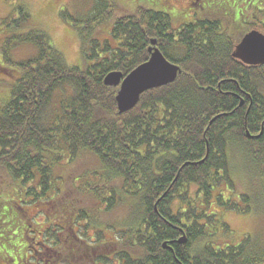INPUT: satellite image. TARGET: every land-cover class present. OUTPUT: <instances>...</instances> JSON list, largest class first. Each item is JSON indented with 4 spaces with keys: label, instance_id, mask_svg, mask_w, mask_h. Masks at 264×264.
<instances>
[{
    "label": "trees",
    "instance_id": "obj_1",
    "mask_svg": "<svg viewBox=\"0 0 264 264\" xmlns=\"http://www.w3.org/2000/svg\"><path fill=\"white\" fill-rule=\"evenodd\" d=\"M114 8L113 0H98L79 28L82 67L69 66L43 30L4 38L2 62L13 82L0 101V184L7 180L18 199L0 191V264H263L264 248L258 251L251 238L223 243L230 229L218 211L244 213L263 196L234 192L231 173L240 162L264 187V63H237L231 50L243 35L233 36L237 29L260 24L264 32V18L248 11L173 28L160 9L138 8L114 20L112 43H100L94 23L110 19ZM27 18L19 9L8 26L19 29ZM151 39L181 73L119 113L118 88L103 78L111 71L125 76L146 61ZM24 42L37 54L12 61L7 52ZM66 88L71 94L44 117L54 93ZM82 153L97 158L98 168L93 180L80 176L81 197L70 192L64 199L70 220L60 213L62 223L32 228L62 193L61 162ZM90 198L91 207L82 202ZM116 208L124 218L102 225L100 213ZM79 223L83 235L90 227L94 236L85 235L79 248L65 246L62 238L71 242ZM105 230L114 231V240Z\"/></svg>",
    "mask_w": 264,
    "mask_h": 264
},
{
    "label": "rangeland",
    "instance_id": "obj_2",
    "mask_svg": "<svg viewBox=\"0 0 264 264\" xmlns=\"http://www.w3.org/2000/svg\"><path fill=\"white\" fill-rule=\"evenodd\" d=\"M98 0H0V51L4 49V38L10 37L13 35L25 34L32 29L43 30L48 36L51 43L55 48L64 56L67 64L69 66L82 67L84 65V58L82 57L80 50V37L78 34L79 28L83 30L85 27L84 21L89 19L92 11H95V6ZM115 8L110 19H103L98 24L94 23L95 31L92 34L94 39H97L100 43L106 40L112 39L110 36L112 24L114 20L118 17L124 15H130L134 13L138 8L145 9H163L162 0H113ZM185 0H180L174 2V7H179L184 3ZM238 1V4H241L240 9H244V15H247L248 11H252L253 15H259L264 18V0H235ZM19 9H23L28 18L23 22L19 29L12 28L8 26V22L11 19L16 18L19 15ZM230 11V10H229ZM170 13V11H168ZM171 14V13H170ZM230 13H228V18ZM172 18V14H171ZM224 18V17H223ZM172 27L178 24V22L185 20L186 18H179V16L172 18ZM227 18L225 17V20ZM258 24V23H257ZM245 26V25H243ZM251 24L246 25L244 28L237 29L238 31L234 32L233 36H238L251 29ZM226 29H229L226 27ZM261 26L258 24L257 30L260 31ZM264 33V32H263ZM37 54V47L34 44L29 42L20 43L17 46L12 47L7 55L12 61H24L33 57ZM0 101L4 102L10 94V85L13 82V78L9 77L10 71L4 70V63L2 62V56L0 53ZM71 94V90L66 88V90L59 89L54 93L52 101L47 111H45L44 117H52L56 110L59 109L60 101L67 95ZM97 158L91 156L88 153H82L73 161L67 162L63 160L60 167L57 169V174L62 177L61 181L58 182L59 189H61V194L56 196L54 203L48 208V211L45 212L46 215H40L35 220L36 225L32 228L36 230L39 228L38 223H43L45 220H49L50 223L57 222L62 223V216L60 220L56 221L58 214H63V217L69 219V215H64L62 212L61 205L64 204V199L68 198L70 192L76 198L81 197L79 192L83 184L84 178L81 176L85 172L87 173L89 180L94 179L93 173H90L93 170L98 168ZM238 165V168L231 173L232 181L235 184V191L237 194L239 192L243 193H262L263 196L258 203H255L250 206V210L247 212H240L236 210H225L221 209L218 212L222 215L223 222L229 226L230 231L227 232V235L222 238L223 243H239L244 241L246 237L251 238L252 241H256L258 244V251L262 247L264 248V187H262L261 182L258 180L254 181L251 177L252 172L244 173L242 171L243 164L237 162L235 166ZM241 169V170H240ZM247 171L246 168H244ZM81 178L83 179H80ZM0 178L4 179L5 175L3 172H0ZM0 191L6 197H14L15 187L9 185L8 181L3 180L0 184ZM224 191L228 194H232L231 190L225 188ZM84 194H86L84 192ZM85 197V195H83ZM93 199H83L82 202L86 203L88 206H94ZM80 201L78 205H82ZM77 205V206H78ZM213 209H217L214 205ZM240 208V206H239ZM123 208H116L107 213H100L99 217L101 218V224L105 225L109 221L122 220L125 216ZM28 211L31 214H38L36 207L33 205L28 206ZM72 216V215H71ZM46 222L42 224L44 226ZM80 231H78V226L74 227L77 232V236L71 237L72 241L68 240V235L63 237L62 242L67 246L68 242L70 245L79 248L82 246L81 239L85 238V235L90 237L94 236V230L90 227H87V234L82 233V223H79ZM113 232L105 230V235L111 237L114 240ZM38 236V235H36ZM70 239V240H71ZM22 243L20 244V246ZM261 248V249H262Z\"/></svg>",
    "mask_w": 264,
    "mask_h": 264
},
{
    "label": "water",
    "instance_id": "obj_3",
    "mask_svg": "<svg viewBox=\"0 0 264 264\" xmlns=\"http://www.w3.org/2000/svg\"><path fill=\"white\" fill-rule=\"evenodd\" d=\"M148 51V59L137 65L127 75L123 76L120 71H111L103 78L105 86L118 88L116 101L119 113L132 109L145 91L163 86L173 81L181 73L179 66L168 61L161 53L156 46V39L150 40ZM232 56L248 65L263 64L264 34L257 30L247 32L236 44ZM207 154L208 150L199 162H203ZM192 164L195 165L197 162ZM184 241V236L178 240L180 243ZM163 247H166L165 242Z\"/></svg>",
    "mask_w": 264,
    "mask_h": 264
},
{
    "label": "flooded vegetation",
    "instance_id": "obj_4",
    "mask_svg": "<svg viewBox=\"0 0 264 264\" xmlns=\"http://www.w3.org/2000/svg\"><path fill=\"white\" fill-rule=\"evenodd\" d=\"M176 1L178 2L180 0H162V8H164V10L159 8L160 11H162L165 14H168L170 17L172 14V18H175L177 16H179V18H186L185 20L178 22V24L175 25L173 28H178L182 24H185L187 22L193 23L196 21H202L203 18H206V16L209 18L213 16L217 18L227 17L228 13H230L229 17L239 19V17H241V15L245 13L244 9H240L241 4H238L237 3L238 1L235 0H185L184 3L181 4L179 7H174L175 6L174 2ZM168 11H170L171 14ZM239 23L241 24V22ZM223 29L229 31V29H226V27L225 28L223 27ZM249 30L251 29H248L246 32L243 33V35L247 33ZM239 40L240 39L236 40L235 44L233 45V48L231 50V57L235 49V46L239 42ZM235 60L237 61V63L245 64L239 59H235ZM250 66H254V65H250Z\"/></svg>",
    "mask_w": 264,
    "mask_h": 264
},
{
    "label": "bare ground",
    "instance_id": "obj_5",
    "mask_svg": "<svg viewBox=\"0 0 264 264\" xmlns=\"http://www.w3.org/2000/svg\"><path fill=\"white\" fill-rule=\"evenodd\" d=\"M184 246V245H183Z\"/></svg>",
    "mask_w": 264,
    "mask_h": 264
}]
</instances>
